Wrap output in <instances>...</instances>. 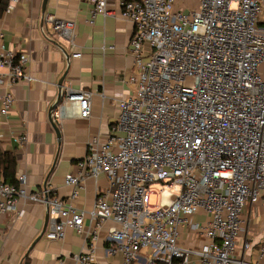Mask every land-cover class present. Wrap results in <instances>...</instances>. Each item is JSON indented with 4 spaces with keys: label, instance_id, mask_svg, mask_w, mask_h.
Returning a JSON list of instances; mask_svg holds the SVG:
<instances>
[{
    "label": "built area",
    "instance_id": "obj_1",
    "mask_svg": "<svg viewBox=\"0 0 264 264\" xmlns=\"http://www.w3.org/2000/svg\"><path fill=\"white\" fill-rule=\"evenodd\" d=\"M6 1L10 11L28 0ZM108 13L105 0H93L89 22ZM121 13L133 24L132 90L118 99L108 137L91 138L64 176L70 198L87 178L103 175L107 188L85 210L46 187L28 190L23 173L16 184L0 178V213L20 218L21 203L45 206L47 240L62 241L67 230L85 236L78 264H98L94 244L105 226V254L123 264H264L252 215L264 207V0H121ZM48 21L80 57L74 21ZM2 38L0 31V116H7L10 88L30 77L25 53L5 49ZM92 94L64 86L61 106L73 102L88 118ZM17 138L27 141L24 131ZM151 194L159 196L153 206Z\"/></svg>",
    "mask_w": 264,
    "mask_h": 264
},
{
    "label": "crops",
    "instance_id": "obj_2",
    "mask_svg": "<svg viewBox=\"0 0 264 264\" xmlns=\"http://www.w3.org/2000/svg\"><path fill=\"white\" fill-rule=\"evenodd\" d=\"M105 4L108 15H96L93 23L89 22L93 0H28L0 12L2 44L5 49L25 53L30 77L10 88L15 100L10 114L0 116V151L15 156V176L25 174L28 190L45 186L51 194L85 210L92 207L97 191L107 188L106 177L85 179L77 195L70 198L73 188L64 184V176L75 171L73 163L86 154L91 138L108 137L117 119L118 99L132 90L128 79L134 66L129 53L133 24L122 16L121 0H105ZM51 15L74 21L80 57H71L68 45L55 35L48 21ZM66 70L64 86L93 92L91 112L88 118H79L76 104L66 101L53 114L58 139L48 109ZM261 72L264 75V64ZM23 131L27 141L20 145L17 137ZM20 208L24 211L20 218L0 213V264H78L73 256L89 245L84 235L67 230L62 241L47 240L43 235L30 248L44 225L47 228V210L36 203H21ZM263 211L262 204L253 208L257 239L264 236ZM108 244L105 226L94 244L97 263L123 264L122 257L105 254Z\"/></svg>",
    "mask_w": 264,
    "mask_h": 264
},
{
    "label": "trees",
    "instance_id": "obj_3",
    "mask_svg": "<svg viewBox=\"0 0 264 264\" xmlns=\"http://www.w3.org/2000/svg\"><path fill=\"white\" fill-rule=\"evenodd\" d=\"M7 6L6 0H0V12ZM16 158L9 151H0V177L5 183L16 184L15 176Z\"/></svg>",
    "mask_w": 264,
    "mask_h": 264
},
{
    "label": "water",
    "instance_id": "obj_4",
    "mask_svg": "<svg viewBox=\"0 0 264 264\" xmlns=\"http://www.w3.org/2000/svg\"><path fill=\"white\" fill-rule=\"evenodd\" d=\"M44 2H45V0H44ZM66 74H67V70L62 74V76L58 80V82H57V86L59 88L58 95H57L55 101L50 105V107L48 109V119H49V121H50V123H51V125H52V127H53V129L55 131V134H56L58 139L60 138V132H59V129H58L56 123L54 122L53 114L60 108V106L62 104V101H63V97H64V80H65ZM69 94L70 93H68L67 96ZM47 217H48V212L46 211V218ZM44 231H45V225H44L41 233L37 237V239L30 245V248L33 247L34 244L36 243V241L39 240L43 236Z\"/></svg>",
    "mask_w": 264,
    "mask_h": 264
},
{
    "label": "rangeland",
    "instance_id": "obj_5",
    "mask_svg": "<svg viewBox=\"0 0 264 264\" xmlns=\"http://www.w3.org/2000/svg\"><path fill=\"white\" fill-rule=\"evenodd\" d=\"M261 21L264 22V16L261 17ZM262 24L264 25V23H262ZM152 189L154 191L158 192V190L160 189V185L155 184V185L152 186ZM158 200H159V196H157L156 194H151L150 195V205H152V206L156 205Z\"/></svg>",
    "mask_w": 264,
    "mask_h": 264
}]
</instances>
